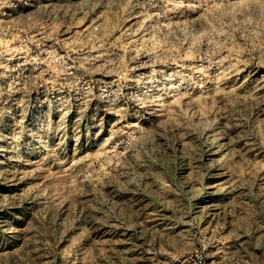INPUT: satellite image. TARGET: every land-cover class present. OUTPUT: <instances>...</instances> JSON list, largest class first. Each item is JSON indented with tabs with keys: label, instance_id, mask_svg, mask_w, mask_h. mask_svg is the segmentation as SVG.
Segmentation results:
<instances>
[{
	"label": "rangeland",
	"instance_id": "rangeland-1",
	"mask_svg": "<svg viewBox=\"0 0 264 264\" xmlns=\"http://www.w3.org/2000/svg\"><path fill=\"white\" fill-rule=\"evenodd\" d=\"M0 264H264V0H0Z\"/></svg>",
	"mask_w": 264,
	"mask_h": 264
}]
</instances>
